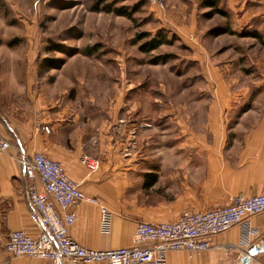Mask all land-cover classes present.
I'll return each mask as SVG.
<instances>
[{
	"label": "crops",
	"instance_id": "1",
	"mask_svg": "<svg viewBox=\"0 0 264 264\" xmlns=\"http://www.w3.org/2000/svg\"><path fill=\"white\" fill-rule=\"evenodd\" d=\"M3 3L11 8V0ZM226 3L227 10L248 19L249 35L264 31V0ZM192 10V14L187 10L189 24L182 30L190 38L191 58L208 62L210 54L197 39L196 12ZM6 18H0V137L10 142L11 149L0 152V264H51L5 251L10 232L37 235V216L27 198L29 183L18 163L21 153L26 157L40 153L60 162L83 194L97 202H82L69 210L76 218L69 236L91 250L130 247L137 222L158 224L179 217L151 216L129 203L127 188L132 175L148 178L147 186L154 184L150 185L154 177L145 175L162 174L165 168L170 175H184L183 194L176 206L194 212L228 206L237 195L263 192V83L243 82L244 77H251L239 70L236 84L233 79L237 77H230L226 68L228 63L219 61L203 71L215 84L212 89L168 88L165 98L166 90L145 88L142 81L129 86L125 74L109 93L110 105L104 107L88 95H83L81 103L85 91L74 86V80L64 86L62 71H36L31 56L11 54V19ZM83 158L96 162L97 167L88 168ZM100 207L110 215L106 229L101 225ZM248 221L257 232L249 244L243 242L242 224H238L210 237L209 250L191 255L167 252L165 264H239L252 247L259 252L250 264H264V249H260L264 246V214Z\"/></svg>",
	"mask_w": 264,
	"mask_h": 264
},
{
	"label": "rangeland",
	"instance_id": "2",
	"mask_svg": "<svg viewBox=\"0 0 264 264\" xmlns=\"http://www.w3.org/2000/svg\"><path fill=\"white\" fill-rule=\"evenodd\" d=\"M163 2L164 10L145 0H11V8L0 0V18L11 19V54L31 56L33 70L62 71L64 86L74 80V86L85 91L80 95L81 103L85 101L83 95H88L104 107L110 105L113 99L109 93L125 74L129 86L142 81L145 88L161 93L166 90L165 98L168 88L212 89L215 84L203 71L219 61L228 63L226 68L230 77H237L233 79L236 84L242 71L251 77H244L243 82L263 83L264 88V31L257 30L262 42L252 38L248 34L251 27L245 25L248 19L227 10L226 0L221 7L228 18L213 15L209 19L204 17L209 9L201 7L203 0ZM188 4L191 8L185 6ZM106 5L123 9L130 19L106 13L102 10ZM192 9L196 12L197 39L210 54L208 62L191 58L190 38L182 30L189 24L187 10L192 14ZM226 28L228 33H218ZM142 35L147 37L140 40ZM154 37H166L167 43L148 54L141 53L140 44ZM55 46H64L67 52L56 51ZM94 46V53L87 57L86 48ZM163 170L162 174L145 175L156 177L151 186L146 185L148 178L130 176L127 200L151 216L174 220L182 211L190 210L176 206L183 194L184 175Z\"/></svg>",
	"mask_w": 264,
	"mask_h": 264
},
{
	"label": "built area",
	"instance_id": "3",
	"mask_svg": "<svg viewBox=\"0 0 264 264\" xmlns=\"http://www.w3.org/2000/svg\"><path fill=\"white\" fill-rule=\"evenodd\" d=\"M145 1L164 10L163 0ZM10 149V142L0 137V152ZM83 161L92 170L97 167L96 162H89L87 158ZM18 163L29 183L27 198L37 216V235L31 237L24 231L10 232L5 251L15 257L47 260L51 264H165L167 252L185 251L191 255L209 250L210 237L238 224H242L243 242L249 244L257 232L248 219L264 214L263 190L261 194L250 197L234 196L225 207L205 212L185 210L173 222H137L130 247L105 251L86 249L69 236L68 230L76 219L74 212L69 210L77 208L82 202H97L83 194L58 161L40 153L31 157L21 153ZM100 216L101 225L106 229L110 222L106 208L100 207Z\"/></svg>",
	"mask_w": 264,
	"mask_h": 264
},
{
	"label": "trees",
	"instance_id": "4",
	"mask_svg": "<svg viewBox=\"0 0 264 264\" xmlns=\"http://www.w3.org/2000/svg\"><path fill=\"white\" fill-rule=\"evenodd\" d=\"M201 7L209 9L208 12H206L204 14V17L209 19L211 18L213 15H220L224 18H228V14L222 9L221 7V0H203V2H201ZM98 6H95V11H98ZM103 11H105L106 13H115L117 16H124L127 19H130L129 14H127L126 12H124L123 9L118 8V9H112L109 5H106L103 9ZM229 30L224 29L221 30L220 32H218L219 34H224V33H228ZM250 36L254 39H257L259 42H262L260 35H258L256 32L251 33ZM145 37H147L146 35H142L141 38H139L140 40L144 39ZM167 40L166 37H154L151 39L146 40L145 42H143L142 44H140V46L138 47L139 51L141 53H145L148 54L156 49H158L161 45L166 44ZM55 49H57L56 51H62V52H67V48L64 46H55ZM95 50V46L94 47H88L85 50V55L90 57L92 55V53H94ZM45 63H48L49 61H44ZM154 177L155 176H151ZM154 179H152V182H150V185L154 182Z\"/></svg>",
	"mask_w": 264,
	"mask_h": 264
},
{
	"label": "water",
	"instance_id": "5",
	"mask_svg": "<svg viewBox=\"0 0 264 264\" xmlns=\"http://www.w3.org/2000/svg\"><path fill=\"white\" fill-rule=\"evenodd\" d=\"M261 250L264 249V246H262L260 248ZM259 252V248L256 247H252L249 249V251L247 252V255L244 256L241 260L239 264H250L251 258L254 257L255 254H257Z\"/></svg>",
	"mask_w": 264,
	"mask_h": 264
}]
</instances>
